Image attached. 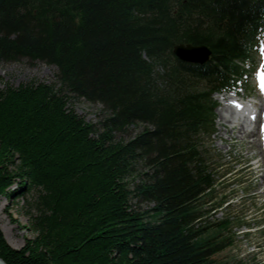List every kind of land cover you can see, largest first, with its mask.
<instances>
[{
    "label": "trees",
    "instance_id": "16d2710c",
    "mask_svg": "<svg viewBox=\"0 0 264 264\" xmlns=\"http://www.w3.org/2000/svg\"><path fill=\"white\" fill-rule=\"evenodd\" d=\"M257 35L264 0H0V60L56 67V83L0 86V195H35L34 237L15 248L0 229V258L257 264L215 258L239 224L207 220L232 195H214L222 176L196 141L214 130L211 93L239 86ZM183 42L208 46V61H179ZM80 98L109 114L89 124L68 105ZM138 123L150 128L115 139Z\"/></svg>",
    "mask_w": 264,
    "mask_h": 264
},
{
    "label": "rangeland",
    "instance_id": "374dc122",
    "mask_svg": "<svg viewBox=\"0 0 264 264\" xmlns=\"http://www.w3.org/2000/svg\"><path fill=\"white\" fill-rule=\"evenodd\" d=\"M256 48L252 58L253 64L249 72H246L248 74L245 77V86L235 90L239 96L253 94V96L257 97L261 92L260 88H257V82L260 80V72L264 71V68H262V65H264V53H262L264 41L260 40ZM55 68V66H50L41 61L29 63L25 59L11 62L0 60V86L3 87L5 84L18 85L30 80L56 83ZM203 86L201 82H197L195 85L196 88H203ZM223 95L227 96V100L222 97ZM230 96V93L212 96L217 102V107L214 109L215 132L211 137L199 134L196 140L198 148L204 151L206 159L209 160L208 163L211 170L216 172L217 177L222 176V182L216 188L214 195L219 198L225 192V194L234 196L232 203L226 210H223V212L218 210L212 216L208 215L207 220L215 222L230 216L234 224H239V226L237 225L231 229L232 233H234L232 237L233 244L217 253L215 258L224 259L228 258V256L248 257L252 260L251 262L264 264V230H260L264 226L261 223L264 219V186L261 187L262 178L264 179V174L262 173L264 156L262 158V154L259 151L260 138L263 137L264 140V136L261 133L264 126L262 125V128L255 130L260 121L258 124L253 125V122H245L240 118L238 121V116L234 118V112L229 108L230 103L228 100H230ZM68 105L89 124L97 125L101 118L103 119L109 114L102 104L88 102L81 98L73 100ZM225 106H227L226 109H224ZM222 113L228 117L231 116L229 117L230 119H234L232 123L234 127L230 133L226 123L217 122ZM241 122L246 129L251 130L244 138H241L237 131L239 128L242 129ZM145 127L150 128V126L142 123L130 126L124 136L115 133V139L118 140L122 137V139L127 140V138L136 135ZM256 134H261L258 142L255 139ZM144 171L145 169L140 164L137 167V174L130 179L131 186L138 183V180L140 181L142 178L141 172ZM13 186L15 187L16 184ZM34 196L33 193L14 198L0 195V229L5 240L12 247L18 248L24 244L25 238L34 237V233L28 227L29 223L26 215L34 212L32 202L33 199L35 200ZM131 203L140 209L151 207V204L137 202L136 199H132ZM247 231L250 233H246Z\"/></svg>",
    "mask_w": 264,
    "mask_h": 264
},
{
    "label": "water",
    "instance_id": "95a60500",
    "mask_svg": "<svg viewBox=\"0 0 264 264\" xmlns=\"http://www.w3.org/2000/svg\"><path fill=\"white\" fill-rule=\"evenodd\" d=\"M172 52L183 62L186 61L203 64L208 60L211 50L205 45L194 46L191 44L180 43L173 47ZM0 264H6L2 258H0Z\"/></svg>",
    "mask_w": 264,
    "mask_h": 264
},
{
    "label": "bare ground",
    "instance_id": "6f19581e",
    "mask_svg": "<svg viewBox=\"0 0 264 264\" xmlns=\"http://www.w3.org/2000/svg\"><path fill=\"white\" fill-rule=\"evenodd\" d=\"M231 97V96H230ZM229 97V98H230ZM261 100H263L264 98L262 97V98H260ZM227 100V99H226ZM225 100V101H226ZM229 101V100H228ZM227 102V101H226ZM232 106V105H231ZM229 107V106H228ZM227 108V106H225L224 107V109H226ZM247 116H249V114L247 115ZM229 117H231V116H229ZM226 114H224V113H222L220 116H219V118L217 119V122L219 121L220 123H226V126L228 127V129L230 130V131H228L229 133L230 132H232V128L234 127L233 126V121H234V119H230ZM239 121V120H238ZM250 121V120H249ZM245 122H247V121H245ZM259 121L257 120V119H254L253 120V125L254 124H257ZM250 123H251V121H250ZM241 125H242V129H237V131H238V133L241 135V138H244L246 135H247V133L248 132H251V130L250 129H246L245 127H244V125H243V123L241 122ZM252 129V128H251ZM256 129H259V128H255V130ZM253 130V129H252ZM255 130H253V131H255ZM261 130V129H260ZM225 132H227L226 130H224ZM262 133V136H264V132H261ZM260 136H261V134L259 135V134H256V136H255V139L257 140V142H258V139L260 138ZM262 139H263V137H261L260 138V141L262 142ZM259 143V145H260V149H259V151H260V154H262L261 155V157L263 158V156H264V142H262V143ZM263 148V149H262ZM262 173L264 174V168H263V171H262ZM262 173H261V175H262ZM262 186H264V179L262 178V185H261V187ZM263 190H264V188H263Z\"/></svg>",
    "mask_w": 264,
    "mask_h": 264
},
{
    "label": "snow or ice",
    "instance_id": "6c2138e0",
    "mask_svg": "<svg viewBox=\"0 0 264 264\" xmlns=\"http://www.w3.org/2000/svg\"><path fill=\"white\" fill-rule=\"evenodd\" d=\"M262 53H264V48H262ZM262 68H264V65H262ZM259 79L261 81V88L264 90V71L259 74Z\"/></svg>",
    "mask_w": 264,
    "mask_h": 264
}]
</instances>
